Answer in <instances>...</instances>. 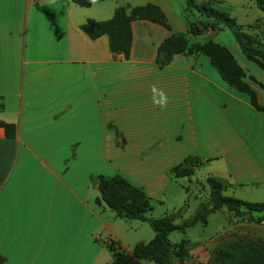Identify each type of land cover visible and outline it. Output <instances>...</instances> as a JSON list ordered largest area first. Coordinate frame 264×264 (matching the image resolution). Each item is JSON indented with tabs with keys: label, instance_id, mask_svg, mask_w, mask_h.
Here are the masks:
<instances>
[{
	"label": "crops",
	"instance_id": "obj_1",
	"mask_svg": "<svg viewBox=\"0 0 264 264\" xmlns=\"http://www.w3.org/2000/svg\"><path fill=\"white\" fill-rule=\"evenodd\" d=\"M214 1L238 6L227 12L240 24L258 20L264 26V11L253 0ZM147 2L159 6L169 28L133 18L127 57L109 50L105 34L91 38L80 28L87 18L110 17L119 4ZM183 3L0 0V120L15 124L12 137L0 126V264H104L112 258L109 241L127 251L152 238L146 221L119 217L96 200L98 173L118 172L140 186L152 216L160 215L152 212L156 205L163 213L182 206L176 222L188 207L185 182L181 196L175 194L179 202L171 203L177 177L191 183L217 175L229 182L225 194L244 200L252 197L237 190L264 186V70L242 54L228 28L214 40L243 68L257 107L204 54L155 59L163 37L189 34ZM153 86L167 94L166 107L153 103ZM187 154L199 163L188 175H171ZM185 229L176 238L169 232L168 239H188ZM211 237L194 241L186 264L211 258L217 245Z\"/></svg>",
	"mask_w": 264,
	"mask_h": 264
},
{
	"label": "trees",
	"instance_id": "obj_2",
	"mask_svg": "<svg viewBox=\"0 0 264 264\" xmlns=\"http://www.w3.org/2000/svg\"><path fill=\"white\" fill-rule=\"evenodd\" d=\"M73 1L80 5H88L91 0ZM212 1L184 0L187 8L196 9L204 17L202 20L190 21L187 31L195 35L201 30L216 29L221 24L226 26L238 43L242 54L264 70V51L253 44V37L242 29V24L237 22L235 17L214 6ZM253 1L258 8L264 11V0ZM133 18L151 19L169 28L163 11L159 6L150 2L133 6H128L126 3L119 4L110 17L101 20L87 18L80 24V28L91 38L105 34L109 50L121 52L124 57H127L131 44L130 22ZM260 24L263 25L256 20L246 25L256 27ZM177 52L204 54L227 84L238 91L247 93L250 102L254 106H258L254 89L244 79L243 68L226 46L213 39L190 41L183 32H172L163 37L157 45L155 59L163 63ZM259 84L264 87V84ZM0 126L3 127L6 137L14 136V123L0 120ZM198 163L197 155L187 154L178 163L171 166L169 171L173 176L188 175L193 166ZM95 180L98 191L97 201H103L119 217L146 221L153 230L152 238L146 241H135L127 251L119 249L116 243L109 241L107 245L112 252V258L104 264H144L143 262L147 259L157 264H186L189 248L193 243L185 237L171 242L168 239L169 232L172 230L183 231L185 227L193 225L197 221L205 223L207 215L220 207H224L239 218H246L254 222L264 219V200H244L234 195L225 194L223 190L229 185V182L213 174H207L204 177L208 189L206 199L199 202L190 215L178 222L175 221V217L182 206L157 216L150 215L149 211L152 205L144 190L131 183L122 174L118 172L110 175L98 173L95 175ZM256 212L258 214L255 215ZM0 259H2L1 256ZM199 264H264V248L252 240L244 242L233 240L215 250L211 259Z\"/></svg>",
	"mask_w": 264,
	"mask_h": 264
},
{
	"label": "rangeland",
	"instance_id": "obj_3",
	"mask_svg": "<svg viewBox=\"0 0 264 264\" xmlns=\"http://www.w3.org/2000/svg\"><path fill=\"white\" fill-rule=\"evenodd\" d=\"M213 5L225 11H228V9H232V8L237 9L238 7L236 5L228 6L227 4H219L217 3V1H214ZM183 7H185L184 3L182 4L181 11L184 14V16L188 18L190 21H194L197 19L202 20L204 18L202 15L198 13L196 9L194 8L184 9ZM223 26L224 25L221 24L216 29H209L208 31L201 30L200 31L201 34L199 33L198 35H192L191 33H189L187 37L190 41L192 40L204 41L206 39L214 40L218 38L220 35H222L221 32H219V29L223 28ZM242 29L248 32L251 35V37H253L254 40L253 44L255 46H258L264 51V26L260 24L255 27V26H248L246 24L245 25L242 24ZM227 31L228 33H230L229 29H227ZM177 53L183 54L180 52ZM194 54H198V53H194ZM206 163L203 164V166L196 171V175H198V173L205 170L204 166L206 165ZM184 182L185 185L188 186V190H187L188 207L185 210V216H188L194 211V209L196 208L199 202L204 201L206 199L208 189L206 182H204V179H202V182L199 179H197L196 181L193 179L191 180L190 183L189 180L185 177H177L174 183L171 185V203L179 202L178 201L179 198L176 199L175 194L178 193V196L179 197L181 196L180 192L183 190L181 185ZM202 183L204 184V186H206L205 188L203 187ZM197 192H199L200 195H197ZM237 192H240L241 194H245V195L247 194V196L252 197L251 200H264V186H258L257 188L252 190V192L248 191V193L246 192L244 193L240 189L237 190ZM163 210L164 209L162 205L161 206L156 205L152 212L157 214H163ZM225 211L226 210L224 208L222 212L220 210L218 211L215 210L213 212H210L207 215L206 222L204 224H201L200 222H196L193 226L186 227L185 234L187 235L189 241L194 243V241H196L197 239L198 240L209 239L211 236L215 234V232H218L220 226H223L222 227L223 229H221L218 233H216L217 235L213 236V238L211 237L212 238L211 242L215 241L217 244L213 252L218 248L226 245L229 241H233V240H239L242 242L252 240L264 248V221L259 223L249 222L247 220H244L243 218H239L237 216L234 217L230 215V213L228 215ZM178 234H180V231L178 230L171 231V235H174V238H176Z\"/></svg>",
	"mask_w": 264,
	"mask_h": 264
},
{
	"label": "clouds",
	"instance_id": "obj_4",
	"mask_svg": "<svg viewBox=\"0 0 264 264\" xmlns=\"http://www.w3.org/2000/svg\"><path fill=\"white\" fill-rule=\"evenodd\" d=\"M151 92H152L153 103L157 107L163 108L167 106L168 97L167 94L162 89H158L155 86H153Z\"/></svg>",
	"mask_w": 264,
	"mask_h": 264
}]
</instances>
